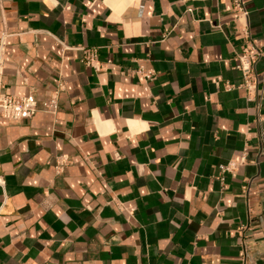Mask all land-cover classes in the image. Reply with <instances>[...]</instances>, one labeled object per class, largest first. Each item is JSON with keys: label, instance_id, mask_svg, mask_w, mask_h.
Here are the masks:
<instances>
[{"label": "crops", "instance_id": "1", "mask_svg": "<svg viewBox=\"0 0 264 264\" xmlns=\"http://www.w3.org/2000/svg\"><path fill=\"white\" fill-rule=\"evenodd\" d=\"M246 8L263 39L264 0ZM231 13L230 0H0V94L58 90L55 117L0 116V264H264V150ZM260 113L264 132V98Z\"/></svg>", "mask_w": 264, "mask_h": 264}, {"label": "built area", "instance_id": "2", "mask_svg": "<svg viewBox=\"0 0 264 264\" xmlns=\"http://www.w3.org/2000/svg\"><path fill=\"white\" fill-rule=\"evenodd\" d=\"M232 6V19L240 26V36L244 44L240 52L234 55V67L240 70L242 82L240 87L245 89L248 96H252L255 102L253 109L255 111L254 123L259 127L258 145L259 154L264 150V132L260 127L262 115L260 113L261 102L264 98V38L255 39L251 36L248 24V11L246 8L247 0H230ZM8 34L0 35V72L4 63L5 48ZM85 63L94 66L96 62V50L92 48L83 49ZM258 61L263 62L262 73L256 68ZM97 68L96 66H94ZM151 75V72H147ZM231 84H226V89H232ZM250 98V97H249ZM58 109V90L51 92L42 100H37L32 93L24 95L0 94V116L13 120H20L32 117L36 112L43 111L55 117ZM246 148L242 152L239 162H228L222 166V171L234 170L237 166L246 161ZM115 157L119 156L115 154ZM258 163V160H253Z\"/></svg>", "mask_w": 264, "mask_h": 264}]
</instances>
